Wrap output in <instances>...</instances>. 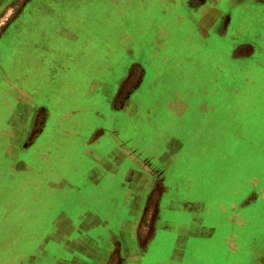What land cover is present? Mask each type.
Instances as JSON below:
<instances>
[{
  "label": "crops",
  "instance_id": "crops-1",
  "mask_svg": "<svg viewBox=\"0 0 264 264\" xmlns=\"http://www.w3.org/2000/svg\"><path fill=\"white\" fill-rule=\"evenodd\" d=\"M227 1L0 0V15L11 13L1 26L5 36L0 37V124L6 126L4 154L10 162L25 163L24 167L9 172L5 189L13 193L20 187L25 192L37 181L41 190L37 199L6 196L0 198V204H27L28 209L33 205L43 210L45 198L57 189L55 179L59 173L66 174L61 176L63 179L81 178L91 186L77 195L79 187L72 186L68 179L64 180L69 185L61 184L65 194L78 198L75 206L60 208L54 217L52 234L59 238L62 255L51 259L27 258L18 264H148L153 253L156 259L152 264H264V255L259 258L260 246L253 243L247 227L237 229V219L231 218L227 211L212 209L205 193H199L201 197L196 200L184 197L181 181H173L170 173L172 145L180 141L173 133L174 101H179V93H174L175 84L170 79L176 77L178 86L190 92L189 81L181 79L177 64L183 71L189 67L191 58L201 59L203 53L199 48L218 42L222 18L228 13L223 7ZM98 27L107 31L94 32ZM70 28H90L80 32V37L86 39L84 44L91 39L98 46L93 56L87 51L85 54L65 51L66 45H75L69 39L66 42L63 35ZM131 46L139 47L137 50L144 48L154 58L149 64L150 72L138 63L134 65L139 71H133L134 58L130 57L136 50ZM63 62L70 64V70H91L102 82H107L97 92L102 94L98 98L99 102L102 100L100 108L108 112L100 119L111 129L97 127L86 138L98 142L94 155L101 160L86 166L79 161L73 171L78 177L59 165L49 166L42 154L45 148L34 153L37 158L34 167L29 163L33 155L31 142L43 140V135L52 137V133L46 132L51 118L58 119L54 139L68 133L74 138L73 132L60 129L63 115L58 112L60 102L55 100L62 86L59 71L64 70ZM148 74L147 83L152 84L146 90L158 92L151 100L141 93ZM197 94L200 98L199 91ZM86 97L88 106L95 101L93 96ZM198 100L201 103L194 121L189 114L184 117V110L177 113V120L189 132L188 137L193 131L204 130L210 122L206 101ZM45 101L53 104L47 105ZM93 108L80 110L88 113ZM71 121L78 122L74 118ZM160 140L165 143L162 149L151 150L152 143ZM202 167L189 166L188 171L203 173ZM83 169H86L84 177ZM11 177L21 180V184ZM196 186L207 191L204 183ZM242 200L239 206L247 197ZM13 208L7 209L8 215ZM23 231L7 232L9 235L3 237L6 241L0 240V244L18 241ZM227 235L235 237L232 244ZM138 237V244H144V256L133 250L132 244L137 243ZM209 241L212 244L208 246ZM212 245L214 248H209ZM254 255L257 261L252 259Z\"/></svg>",
  "mask_w": 264,
  "mask_h": 264
},
{
  "label": "rangeland",
  "instance_id": "rangeland-1",
  "mask_svg": "<svg viewBox=\"0 0 264 264\" xmlns=\"http://www.w3.org/2000/svg\"><path fill=\"white\" fill-rule=\"evenodd\" d=\"M223 7L228 10V13L222 18V27L217 33L218 42L199 48L198 51L203 53L201 59L197 61L191 58L190 64H187L189 67L183 70L184 75H182L183 68L177 64L181 79L184 82L189 81L190 92L178 86L179 82L176 77L170 79L175 84L174 93L176 95L179 93V101H174L176 117L173 133L180 140L174 141L172 145L174 157L170 173L173 176V181L174 179L181 181L179 185H181L184 197L196 200L201 197L199 193H205V196L211 200L210 207L212 209L227 211L231 218L237 219V229L247 227L252 232L249 236L254 241L253 243L257 244V247L260 246V258L261 254L264 255V0H228L223 3ZM10 15V12L0 15V27L5 22L7 23ZM88 29L90 28L66 29L63 34L66 42L69 39L75 45H66L65 51L67 52L69 49V53L78 52L79 54H85L87 51L93 56V52H97L98 46L93 45L91 39L86 45L84 44L86 39L80 37V32H85ZM97 30L99 32L107 31L103 27L95 28L93 31L97 32ZM4 33L5 31L1 27L0 37L5 36ZM131 47L136 50L135 55L130 57V59L134 58L132 66L138 63L145 66L144 68L150 72L149 64L154 62V58L148 55V51L144 48L137 50L139 47ZM140 54L147 57H142ZM125 60L127 59L125 58ZM66 63L63 62L62 65L64 70L59 71L61 73L59 80H61L62 86L55 100L60 102L58 112L63 115L60 129L62 132H73L74 138L68 133L54 139V129H56L58 119L57 117L51 118L46 132L52 133V137L43 135V140L40 138V140L31 142L33 155L29 163L31 167H34L33 161L37 160L34 153L40 148H45L46 150L43 151L45 153L42 154L50 164L49 166L58 168L59 165L61 169L78 177L73 171L79 161H82L86 166L91 162L98 163L101 160V157L94 155L99 146L98 142L92 139L86 140V138L91 137L97 127H105L107 131L111 129L108 123L100 119L103 114L106 115L108 112L100 108L102 100L99 102L98 98L102 94L101 91L97 92L98 88L101 89L102 83L107 82H102L99 77L93 75L91 70L76 68L70 70V64ZM132 69L135 72L139 71L137 64ZM147 76L141 93L145 94V98L148 96L146 99L150 98L151 100L158 92L146 90L152 84L151 82L147 83L149 74ZM198 91L200 98L196 96ZM86 95L93 96L95 100L90 102L89 106ZM198 99L206 101L210 122L204 130L193 131V135L188 137L189 132L177 120L179 119L177 113L184 110V117L188 118L189 114L190 120L194 121L201 103V100ZM45 103L53 104L48 101ZM185 106H188V110ZM89 107L95 108L88 113H81L80 109ZM1 117H5V114H2ZM71 118L79 123H74ZM82 122L84 123L82 124ZM5 128V125L0 124V198L6 196L26 198L27 196L29 199H37L41 192L37 181L32 183L29 190L25 192L24 188L20 187L14 189L13 193L12 190L8 192L5 189L9 172L25 166V163L15 162V160L10 162V158L5 156ZM186 139L188 141L184 143ZM164 144L162 140L160 143L154 141L151 150H161ZM227 148H230L233 154L227 153V156L225 154ZM196 165L203 166L201 169L203 173L198 172L197 174L188 171L189 166ZM85 170H82L84 174L81 173L83 177ZM61 176L60 173L56 174L57 189L45 198L43 210L42 207L33 208V205H30L28 209L29 205L27 204L19 206L0 204V240L6 241V238L3 237L11 234L14 229L17 231L24 229L21 232L19 244L15 245V240L9 241L7 244H0V264H18L17 262L20 260L27 258L34 260L43 256L51 259L61 254L58 249L60 248L59 238L52 234V230L55 228L54 217L60 208L66 205L68 207L75 206L78 199L73 194H65L67 192L62 190L64 186L61 184L69 185L68 181L64 180L68 179L72 186L79 187L80 190L75 192L77 195L91 187L81 178V180L72 177L63 179ZM50 177L53 178L54 175L51 174ZM60 180L62 183H59ZM16 181L18 185L21 184V180L17 179ZM200 183H204V189L207 186L209 193L196 186ZM233 186L236 187L233 188ZM245 197H247L246 202L242 204L243 206H239L238 202L241 199L244 200ZM228 198L233 199L230 201ZM9 207H16V209L13 208L8 215ZM259 214L261 215L259 216ZM144 231L146 230L144 229ZM11 237L12 235H10ZM226 239L232 244L235 237L227 235ZM138 241L139 237L137 243L135 244L134 241L132 244L133 250H136L138 255L144 256L145 254L142 253L144 244L141 246ZM206 244L209 246L212 243L209 241ZM209 248H214V245ZM213 252L214 250L211 253ZM149 256V259L152 260L148 261V264H152L156 259L154 258L156 253ZM252 259L257 261L255 255Z\"/></svg>",
  "mask_w": 264,
  "mask_h": 264
},
{
  "label": "trees",
  "instance_id": "trees-1",
  "mask_svg": "<svg viewBox=\"0 0 264 264\" xmlns=\"http://www.w3.org/2000/svg\"><path fill=\"white\" fill-rule=\"evenodd\" d=\"M227 153H229V154H233L232 153V151L230 150V148H227L226 150H225V154L227 155ZM228 156V155H227ZM230 196H232L231 194H230ZM233 198H228V200H232ZM260 216V215H259ZM20 243V239H18V241H16L15 242V245H17V244H19Z\"/></svg>",
  "mask_w": 264,
  "mask_h": 264
}]
</instances>
